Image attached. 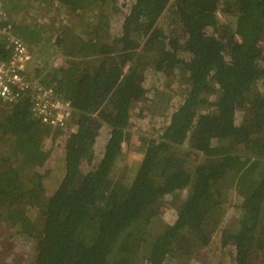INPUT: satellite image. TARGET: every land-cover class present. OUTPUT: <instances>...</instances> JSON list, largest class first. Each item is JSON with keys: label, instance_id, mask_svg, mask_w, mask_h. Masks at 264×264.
<instances>
[{"label": "trees", "instance_id": "trees-1", "mask_svg": "<svg viewBox=\"0 0 264 264\" xmlns=\"http://www.w3.org/2000/svg\"><path fill=\"white\" fill-rule=\"evenodd\" d=\"M5 6L73 111L0 100V264H264V0Z\"/></svg>", "mask_w": 264, "mask_h": 264}, {"label": "built area", "instance_id": "built-area-1", "mask_svg": "<svg viewBox=\"0 0 264 264\" xmlns=\"http://www.w3.org/2000/svg\"><path fill=\"white\" fill-rule=\"evenodd\" d=\"M8 19L5 0H0V46L7 53L0 60V100L6 104H15L23 96L30 98V112L43 125L50 128H65L72 115L70 101L58 97L54 89L40 82L35 74L34 57L25 41L13 33ZM62 62L56 56L53 66Z\"/></svg>", "mask_w": 264, "mask_h": 264}, {"label": "rangeland", "instance_id": "rangeland-1", "mask_svg": "<svg viewBox=\"0 0 264 264\" xmlns=\"http://www.w3.org/2000/svg\"><path fill=\"white\" fill-rule=\"evenodd\" d=\"M30 1H34V0H30ZM30 7H32V8H34L33 6H31L30 5ZM57 7H59V8H62V4L61 5H58V6H56V8ZM29 11H30V13L34 16V17H36L37 18V22H38V24L40 25V26H45L47 23H48V20H46V19H48L47 18V16H46V14H40L39 12L38 13H35V14H33L32 13V10H30L29 9ZM45 33V32H44ZM45 36H47V35H45ZM58 56V55H57ZM56 57V56H55ZM54 57V58H55ZM53 60V59H52ZM102 130V132L104 133L105 131L103 130V129H101ZM103 133L102 134H100V140L102 139L103 140ZM44 145H45V148H49L50 147V142H49V140H46L45 141V143H44ZM137 154H129V155H127L128 157H127V159H126V162H127V164L129 165V167H130V170H129V175H130V181H131V179L134 177V175H135V173L137 172V169H138V166H139V163H140V161H141V159H142V152L141 151H139V152H136ZM127 165V166H128ZM51 177V176H50ZM53 180V179H52ZM54 181V180H53ZM160 211V210H159ZM162 212H163V210H161ZM161 212V213H162ZM147 227H148V225H146ZM0 229H3V231L1 232L0 231V235H1V238H2V240L5 238V236L3 235V234H7V232H6V224L3 222V224H0ZM3 233V234H2ZM4 243H6L4 240L3 241H1L0 240V246L1 245H3ZM1 256V255H0ZM2 258V257H1ZM225 259H227V257H225L224 259H221L220 260V262H213V261H211V262H206L205 261V264H224L225 262H227L228 261V259L227 260H225ZM3 260H4V258H3ZM2 261V260H1Z\"/></svg>", "mask_w": 264, "mask_h": 264}, {"label": "water", "instance_id": "water-1", "mask_svg": "<svg viewBox=\"0 0 264 264\" xmlns=\"http://www.w3.org/2000/svg\"><path fill=\"white\" fill-rule=\"evenodd\" d=\"M227 18L229 19L230 22H232V27L234 29H236L237 28L238 17L235 16V15H228ZM89 124L90 125L94 124L95 128H98L99 126H101L100 123L97 120H95V119H91Z\"/></svg>", "mask_w": 264, "mask_h": 264}]
</instances>
